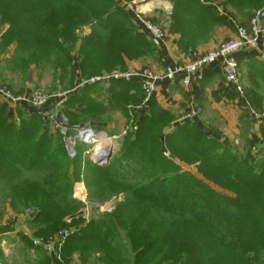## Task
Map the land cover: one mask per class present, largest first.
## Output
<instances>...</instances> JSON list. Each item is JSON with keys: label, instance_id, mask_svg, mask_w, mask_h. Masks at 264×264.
Segmentation results:
<instances>
[{"label": "trees", "instance_id": "trees-1", "mask_svg": "<svg viewBox=\"0 0 264 264\" xmlns=\"http://www.w3.org/2000/svg\"><path fill=\"white\" fill-rule=\"evenodd\" d=\"M173 1V30L191 11L215 18L214 1L245 21L264 10V0H204L209 7L200 0ZM85 28L89 34L80 38ZM0 32V55L11 53L6 64L14 72L25 75L47 63L61 80L69 75L73 91L61 107L68 129L105 134L104 117L113 113L130 129L116 156L94 165L84 155L89 147L79 142L71 158L63 136L31 108H17V121H11L0 103L2 202L17 216L21 208L35 211L26 219L30 237L19 234L20 250L31 253L24 264H70L75 254L83 264H264V158L232 155L190 123L167 132L170 117L162 109L139 117L130 107L145 94L134 80L89 82L124 71L126 60L154 54L156 45L136 31L116 0H0ZM260 136L264 141V125ZM81 182L91 208L113 206L71 233L58 259L33 243L44 244L68 227L67 219L80 216L73 190ZM13 222L0 225V238L11 233ZM0 264H12L1 240Z\"/></svg>", "mask_w": 264, "mask_h": 264}, {"label": "crops", "instance_id": "crops-1", "mask_svg": "<svg viewBox=\"0 0 264 264\" xmlns=\"http://www.w3.org/2000/svg\"><path fill=\"white\" fill-rule=\"evenodd\" d=\"M116 2L126 12H128L126 10L128 5H134L141 13L161 26L165 34L163 41L153 47V55L143 56L136 60H126V68L122 71L124 73L132 69H147L157 75H162L166 68L186 65L192 61L194 56L214 50L221 42L233 39L236 28L238 26L247 27L252 19L251 15L248 21L240 19L235 14L236 11L226 6L223 1H214L211 4L208 1L200 0L199 5L204 7L212 5L210 8L215 10L216 17L204 14L193 16L195 12L191 11V17L173 30L171 26L173 0H133L130 3L116 0ZM240 21H245L244 25H240ZM260 23L261 27H264V17ZM135 28L139 34L143 33L136 25ZM2 33L0 32V37ZM88 34L89 29L85 28L78 33V36L81 38ZM145 38L149 40L147 36ZM261 44L257 50L249 49L234 54L239 66L241 94L225 83L220 65L215 64L202 69L192 77L188 86H183L179 80L158 82L147 103H143V98L139 106L130 107L131 111L142 117L152 108L162 109L170 117L168 125L164 127L165 130L170 125L166 129L167 132L174 128L171 123L175 122V126L190 123L202 130L208 138L216 140L232 155L239 158L252 156L262 159L264 141L260 136V129L264 125V37ZM3 58L5 55H0V59ZM32 84L34 83L27 84L25 94L32 89ZM192 107L200 108L201 113L193 119L179 121L182 115ZM17 108L19 106L8 107L9 114L14 121H17ZM43 111L44 108L42 111L35 112L40 115ZM118 129L120 131L115 132L118 133V138L121 141V137L130 129L127 125ZM106 133L96 137L101 138V141L106 140L110 135ZM110 137L114 138V135ZM161 140L163 141V139ZM98 147L101 154L109 148L113 150L108 143H103ZM162 147L164 149V145ZM117 153L118 151L112 158ZM76 185H79L76 190L80 191L78 196L81 197L84 187L82 184ZM110 204L104 205V208H109ZM88 207L91 208V206ZM4 254L6 256V253ZM82 262L75 254L70 264H83ZM86 263L91 264L92 261Z\"/></svg>", "mask_w": 264, "mask_h": 264}, {"label": "built area", "instance_id": "built-area-1", "mask_svg": "<svg viewBox=\"0 0 264 264\" xmlns=\"http://www.w3.org/2000/svg\"><path fill=\"white\" fill-rule=\"evenodd\" d=\"M126 10L132 15L133 23L149 38L151 42L155 45L163 41L165 34L161 26L156 22L148 18L146 15L141 13L134 5H128ZM257 18V17H256ZM256 18L253 19L247 27L238 26L236 28V34L233 39H228L221 42L216 49L207 51L204 54L194 56V59L182 66H173L166 68L162 75H157L147 69L140 70H130L127 72H120L116 75H110L105 78H94L91 79L90 83H95L103 80H108L111 78L122 79L125 81H137L142 91L145 94L143 103H147L150 95L155 91L158 82L167 81H177L183 85L188 86L192 77L197 75L202 69L209 67L211 65L219 64L221 67V75L225 83L239 94L242 93L239 79V66L238 62L234 58V54L245 51V50H257L262 45L261 41L264 37V27L257 25ZM66 97L63 95L61 99L58 100L59 106L65 102ZM53 100L54 97L45 96L38 91L29 92L23 95H14L9 92L4 87H0V103L9 105L10 107H22L31 108L35 111H42V109ZM57 103V105H58ZM55 107V103H54ZM201 113L200 108L192 107L182 115L179 121H186L197 117ZM42 118H50L53 116H47L43 113L40 114ZM175 122L172 126L175 127ZM73 132L74 136L71 138L67 136V133ZM67 131H62L60 134L72 148V153L66 148L68 155L72 158L75 154L74 145L79 142L82 145L89 147L86 154L91 153L94 158L101 154V150L98 147L99 139L94 135L91 128L75 126ZM66 147V144H65ZM82 195H84V190ZM88 205V204H87ZM35 214L33 209H28L25 212V217H32ZM24 217V216H23ZM75 232V231H73ZM67 230H62L56 233L50 240L42 244L45 252L48 254H53L59 259L60 251L65 243L67 237L73 233ZM35 244H40L35 242Z\"/></svg>", "mask_w": 264, "mask_h": 264}, {"label": "rangeland", "instance_id": "rangeland-1", "mask_svg": "<svg viewBox=\"0 0 264 264\" xmlns=\"http://www.w3.org/2000/svg\"><path fill=\"white\" fill-rule=\"evenodd\" d=\"M10 54L5 55V58L0 59V87H4L5 89H7L9 92H11L14 95H22V94L26 93V92L24 93V91L26 90L27 84L30 85L31 83H34V84H32L33 87L29 92L38 91L45 96H49L51 98L54 97V99H55V102L53 100L48 102L46 108H44V111H43L44 115L53 116V117H51V119L49 117L44 118V120L47 123H49L50 130L53 133H55V131H56V132H58V134H60V132H62L63 130L64 131L69 130L67 126L59 125V123L56 121V117H55L56 113H58V112L62 113L61 112L62 105L59 106L58 100L61 99V97L64 95L66 97V99H65V101H66L67 98L69 97V95L73 91V88H71L70 84H69L70 83L69 75L66 77L65 80H61L60 79L61 74H58L56 71L52 70L47 63H45L44 68H36L35 66H31L25 72V75H22V72L20 70H17L14 72V70L11 69L12 67H9L8 63L6 64ZM6 66H7V68H6ZM120 72L121 71H115L111 75H116V74H119ZM74 75H75V73L73 74L74 78H78V76L75 77ZM107 76H109V74H102V77H100V78H105ZM102 82L106 83V82H108V80L107 81L103 80ZM69 87L71 89H69ZM77 88L78 87H76V89ZM54 103H55V107H54ZM57 103H58V105H57ZM6 106H8V105H6ZM9 118L11 119V121L14 120L11 117V115H9ZM124 118L125 117H123L120 113L119 114H116V113L108 114L107 116L104 117V120L107 123V125L105 127L106 132L108 134H113L114 138L110 137L113 135H109V137H107L106 140H102V141H101V138H99L98 145H102L103 143H108L109 145H111L113 148L112 156L117 151H119V148H120V143H119L120 138H118L119 135L115 131H120V129H118V128L127 125ZM68 134L71 138L74 136L73 132L70 130H69ZM86 157H88L90 163L94 164L95 158L93 157V155L91 153L86 154ZM262 157L264 158V156H262ZM251 158L253 159V161L259 160V158H255V157H251ZM94 165H96V164H94ZM182 168L184 170H187V171H193V167L187 168V167L182 166ZM78 184L83 185L84 195H82L81 197L78 196L79 192H78V190H76V187L79 185H75L74 190H73V199H75L77 202H79L80 205L82 206L81 207L82 211L80 212V216L73 219L72 221L67 219L68 221L66 220V224L68 227H66L64 229L63 228L58 229L57 232H55V233H58L62 230H67L69 232L70 231L73 232L75 230H78L79 229L78 227L83 228L86 225V221H87L86 219L88 216L90 217L92 215L93 218H97V217H100L102 213L111 210L112 204L109 205V208H104V205H106L108 203H106L102 206H95L94 208L88 207L91 205H87L86 187L84 186L83 182L78 183ZM82 192H83V190H82ZM3 199H4V196L2 194H0V225L1 226L6 225L10 221H14V222H13V228H12L11 233L10 234L7 233L6 235H3L0 238L1 249H2V251H4V253H6V257L9 260V263L24 264L23 262L26 261V259L28 258L27 256H31V253L24 254L20 250L22 247H24V244L21 242V240L19 238V234L25 233V236L30 237L29 235L31 233V229L29 227V220H26L28 218L25 217V212L30 207H25V208L19 209L18 210L19 216H20L19 217V216H17L18 214L16 213V211L14 212L11 208L8 207V204L2 202ZM117 243L118 242H115V244H117ZM33 245L36 247H38V246L42 247L41 244L33 243ZM42 249H43V247H42ZM81 251H84V247H81ZM89 262L91 263V260H89Z\"/></svg>", "mask_w": 264, "mask_h": 264}, {"label": "water", "instance_id": "water-1", "mask_svg": "<svg viewBox=\"0 0 264 264\" xmlns=\"http://www.w3.org/2000/svg\"><path fill=\"white\" fill-rule=\"evenodd\" d=\"M264 17V10L262 12H260L256 18V23L258 26L261 25V20ZM56 121L59 123V125L61 126H67V120L66 118L62 115V113L58 112L56 113ZM65 144H66V148L69 150V152L72 153V148L70 147V145L68 144L67 140H65ZM112 158V150L109 148L107 149L105 152H103L102 154H99L95 159H94V164L96 165H100V166H105L108 164V162L111 160Z\"/></svg>", "mask_w": 264, "mask_h": 264}, {"label": "bare ground", "instance_id": "bare-ground-1", "mask_svg": "<svg viewBox=\"0 0 264 264\" xmlns=\"http://www.w3.org/2000/svg\"><path fill=\"white\" fill-rule=\"evenodd\" d=\"M80 192V191H79ZM80 195H81V193H80Z\"/></svg>", "mask_w": 264, "mask_h": 264}]
</instances>
